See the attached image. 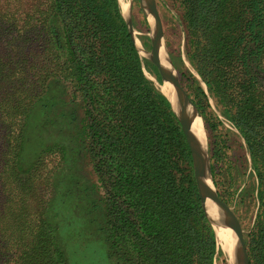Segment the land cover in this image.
I'll use <instances>...</instances> for the list:
<instances>
[{"label": "trees", "instance_id": "16d2710c", "mask_svg": "<svg viewBox=\"0 0 264 264\" xmlns=\"http://www.w3.org/2000/svg\"><path fill=\"white\" fill-rule=\"evenodd\" d=\"M173 1L186 55L248 151L254 182L237 198L257 207L244 243L248 263L264 264V0ZM13 86L21 127L7 130L2 95ZM193 91L215 129L206 94L200 85ZM11 131L26 153L42 140L64 146L67 158L86 150L101 189L96 233L120 264H213L216 241L188 142L169 100L145 77L116 0H0V163ZM211 151L214 174L221 151ZM214 184L231 203L237 191ZM69 197L59 190L47 211L49 219L59 212L66 230L78 221Z\"/></svg>", "mask_w": 264, "mask_h": 264}, {"label": "rangeland", "instance_id": "374dc122", "mask_svg": "<svg viewBox=\"0 0 264 264\" xmlns=\"http://www.w3.org/2000/svg\"><path fill=\"white\" fill-rule=\"evenodd\" d=\"M147 1L150 3V0ZM116 2L120 15L132 33L145 77L169 99L164 89L163 71L161 73L159 66L149 57L153 49L154 31L144 0H116ZM161 4L166 10L161 8ZM124 5H127V8ZM154 6L161 24L165 50L179 86L200 116L205 135L207 163L214 186L212 191L218 196L214 179L219 182V186L237 191L231 203L222 202L236 218L244 239V234L253 223L257 211L252 198H245L243 202H239L237 198L243 187L250 186L254 182L244 140L186 55L185 23L177 3L173 0H154ZM196 85H200L206 94L209 105L206 110L215 118L217 123L215 129L208 127L193 101L195 95L193 89ZM17 94L18 91L13 86L5 90L2 95V101L7 103V106H3L6 113L3 125L7 130H17L21 127L18 118L19 102L14 101L18 99ZM10 99L13 103H10ZM78 113L79 108L76 107L75 117ZM77 119L78 117L74 120L78 121ZM177 120L179 121L178 118ZM10 133L6 136L5 153L2 154L0 163V264H120L117 259L107 255V247L99 241L100 234L96 233L103 219L101 189L98 187L97 175L93 171L86 150L75 149V152L67 158L64 146L48 148L50 144L42 140L40 147L34 146L29 153H26L21 137H17L16 131ZM214 145L220 147L221 153L219 162L215 163L213 174L210 157ZM18 157L21 160L19 166L15 163ZM59 190L68 191L71 196H75L74 199L69 197L65 201L68 208H73L72 210L78 213L77 223L68 230L61 229L62 221L57 218L59 212L55 213L54 219H49L47 216L48 208ZM76 195L79 197L76 198ZM201 204L216 241L213 264H231L217 240L214 225L207 216L202 202ZM88 218L90 222L85 225Z\"/></svg>", "mask_w": 264, "mask_h": 264}, {"label": "bare ground", "instance_id": "6f19581e", "mask_svg": "<svg viewBox=\"0 0 264 264\" xmlns=\"http://www.w3.org/2000/svg\"><path fill=\"white\" fill-rule=\"evenodd\" d=\"M144 4L149 18L151 19L152 28L154 31V51L152 56L162 68L165 83L164 89L167 92L173 109L182 119L193 149H199L201 153L200 189L202 191L204 209L206 210L207 216L214 225L217 240L226 252L231 264H242L243 254L238 242V229L232 224L231 219L219 206V204L210 199V194L212 193L214 186L208 168L205 135L200 121V116L193 108L189 100L182 98L179 92L176 90L173 77L174 72L171 70L169 61L167 59L164 42L158 35V22L154 18L151 4L148 3L147 0H144ZM126 6L125 8H127Z\"/></svg>", "mask_w": 264, "mask_h": 264}, {"label": "water", "instance_id": "95a60500", "mask_svg": "<svg viewBox=\"0 0 264 264\" xmlns=\"http://www.w3.org/2000/svg\"><path fill=\"white\" fill-rule=\"evenodd\" d=\"M150 3H151V8H152V11H153V14H154V18L156 19V21L159 23L160 26H158V35L160 36V38H162L163 42H164V39H163V35H162V31H161V24H160V21L158 19V15L156 13V10H155V6H154V0H150ZM130 31V30H129ZM131 33V31H130ZM131 36H132V33H131ZM133 38V37H132ZM153 38V37H152ZM153 41V49H152V52L150 53L151 55H149V57L159 66V68L161 69V73H162V68L160 66V64L154 59V57L152 56L153 54V51H154V38L152 39ZM165 47V45H164ZM166 51V50H165ZM167 55V53H166ZM167 59L169 61V64H170V67H171V70L174 72V69H173V66L170 62V59L167 55ZM173 77H174V82H175V85H176V90L179 92L180 96L182 98H186L187 100H189V98L187 97V95L182 91L181 87L179 86V82H178V79H177V76L176 74L174 73L173 74ZM162 78H163V74H162ZM164 80V78H163ZM165 95V94H164ZM166 96V95H165ZM167 97V96H166ZM168 99V98H167ZM169 100V99H168ZM190 101V100H189ZM170 102V101H169ZM190 103L193 105V103L190 101ZM171 104V103H170ZM194 106V105H193ZM172 107V106H171ZM195 107V106H194ZM173 109V108H172ZM196 109V108H195ZM174 110V109H173ZM175 112V111H174ZM177 118L179 119V123H180V126H181V129L183 131V133L185 134V137H186V140L188 142V145H189V148H190V151H191V157H192V163H193V171H194V177H195V181H196V184L198 186V191H199V196H200V200L201 202L203 203V197H202V191L200 189V184H201V153H200V150L199 149H193L192 147V143L190 141V138L188 136V133L184 127V124L182 122V119L181 117L179 116V114H177L175 112ZM209 168V166H208ZM210 171V169H209ZM210 199L217 202L219 204V206L226 212V214L229 216V218L231 219L232 221V224L238 229V242L240 244V247H241V250H242V254H243V263L242 264H249L248 263V258H247V253H246V248H245V243H244V239L242 238V230L240 229V226L239 224L237 223L236 221V218L234 217V215L231 213V211L227 208L226 204L222 202V200L219 199V197L216 195V193L214 191H212V193L210 194ZM203 207H204V203H203Z\"/></svg>", "mask_w": 264, "mask_h": 264}]
</instances>
